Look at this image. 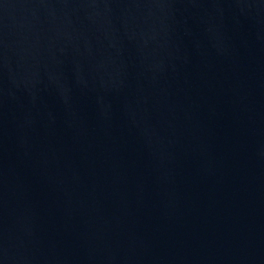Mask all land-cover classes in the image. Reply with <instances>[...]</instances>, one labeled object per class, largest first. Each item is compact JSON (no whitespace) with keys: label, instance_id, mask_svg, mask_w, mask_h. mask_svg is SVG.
Listing matches in <instances>:
<instances>
[{"label":"water","instance_id":"water-1","mask_svg":"<svg viewBox=\"0 0 264 264\" xmlns=\"http://www.w3.org/2000/svg\"><path fill=\"white\" fill-rule=\"evenodd\" d=\"M0 264H264V0H0Z\"/></svg>","mask_w":264,"mask_h":264}]
</instances>
